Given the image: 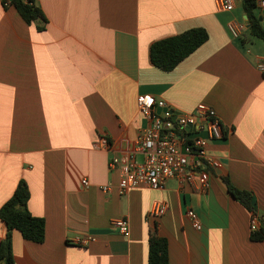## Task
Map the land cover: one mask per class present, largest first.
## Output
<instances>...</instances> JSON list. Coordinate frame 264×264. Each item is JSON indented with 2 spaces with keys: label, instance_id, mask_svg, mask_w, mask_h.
<instances>
[{
  "label": "crops",
  "instance_id": "obj_1",
  "mask_svg": "<svg viewBox=\"0 0 264 264\" xmlns=\"http://www.w3.org/2000/svg\"><path fill=\"white\" fill-rule=\"evenodd\" d=\"M3 2L0 210L25 181L30 212L46 222L41 244L13 232L14 264H148L152 235L167 239L170 264H264V241L250 238L254 213L224 182L252 194L263 226L264 74L256 62L264 41L250 35L243 0L232 12L220 11L216 0H36L48 19L44 31ZM253 14L260 20L257 9ZM232 22L247 25L242 38L231 35ZM196 28L209 39L176 69L152 65L153 43ZM144 95L177 113L199 104L217 112L229 134L208 147L219 167L205 191L172 179L161 190L119 193L120 166L112 161L130 154L144 160L137 148L151 124L138 107ZM155 203L167 205L166 215L150 218ZM190 208L200 231L186 215ZM122 218L129 237L113 226ZM7 231L0 220V244ZM84 236L97 240L73 243Z\"/></svg>",
  "mask_w": 264,
  "mask_h": 264
},
{
  "label": "built area",
  "instance_id": "obj_2",
  "mask_svg": "<svg viewBox=\"0 0 264 264\" xmlns=\"http://www.w3.org/2000/svg\"><path fill=\"white\" fill-rule=\"evenodd\" d=\"M236 0H216L217 8L222 12H232ZM260 19L264 22V0H256ZM228 29L231 35L242 38L247 30L245 23L232 22ZM257 70L264 74V58L256 62ZM140 113L151 119L149 127L138 136V150L143 154V162H137L135 155L130 154L121 160L114 159L111 167L120 166L121 177L119 193L126 195L130 190L145 186L152 190H161L169 180L196 186L200 191L209 187L210 170L219 167V161L209 153V145L214 141L224 140L229 132L224 128L217 112L210 106L199 104L192 113L182 114L170 109L165 101H157L151 95L138 98ZM161 109V116L154 115V109ZM206 132L207 138L198 136ZM85 187L90 186L88 180L83 181ZM111 187L103 188L110 192ZM167 205L155 203L150 211V218L166 215ZM195 230H202L199 215L188 209L186 213ZM260 220L253 215L251 229L257 231ZM113 226L125 237L130 236V223L122 218L113 222ZM92 236L77 237L73 243L87 247L96 242Z\"/></svg>",
  "mask_w": 264,
  "mask_h": 264
},
{
  "label": "trees",
  "instance_id": "obj_3",
  "mask_svg": "<svg viewBox=\"0 0 264 264\" xmlns=\"http://www.w3.org/2000/svg\"><path fill=\"white\" fill-rule=\"evenodd\" d=\"M244 10L249 17V31L253 38L264 41V28L260 20L253 14L256 0H243ZM6 9L14 8L29 25L38 24L37 29L44 31L48 24L45 13L37 5L36 0H4ZM209 39L203 28L188 30L182 34L157 41L151 45L150 60L153 66L165 72H171L185 59L198 50ZM230 194L244 207L256 215L252 206V194L231 185L224 179ZM30 190L25 181L16 189L13 197L0 210V220L7 226L6 238L0 244V264H14L13 232L18 231L27 241L41 244L46 239V222L34 216L28 207ZM257 216V215H256ZM253 242L264 241V224L250 236ZM148 264H170L168 241L152 235L149 241Z\"/></svg>",
  "mask_w": 264,
  "mask_h": 264
},
{
  "label": "water",
  "instance_id": "obj_4",
  "mask_svg": "<svg viewBox=\"0 0 264 264\" xmlns=\"http://www.w3.org/2000/svg\"><path fill=\"white\" fill-rule=\"evenodd\" d=\"M260 21L262 22V19H260Z\"/></svg>",
  "mask_w": 264,
  "mask_h": 264
}]
</instances>
